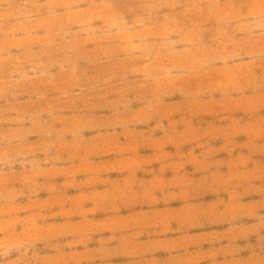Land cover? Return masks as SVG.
Here are the masks:
<instances>
[{"label":"rangeland","instance_id":"rangeland-1","mask_svg":"<svg viewBox=\"0 0 264 264\" xmlns=\"http://www.w3.org/2000/svg\"><path fill=\"white\" fill-rule=\"evenodd\" d=\"M0 264H264V0H0Z\"/></svg>","mask_w":264,"mask_h":264}]
</instances>
